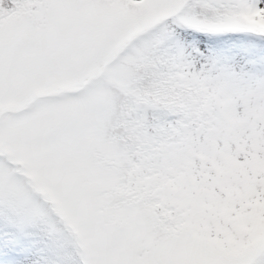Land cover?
Masks as SVG:
<instances>
[{
    "label": "snow or ice",
    "instance_id": "1",
    "mask_svg": "<svg viewBox=\"0 0 264 264\" xmlns=\"http://www.w3.org/2000/svg\"><path fill=\"white\" fill-rule=\"evenodd\" d=\"M0 264H264V0H0Z\"/></svg>",
    "mask_w": 264,
    "mask_h": 264
}]
</instances>
